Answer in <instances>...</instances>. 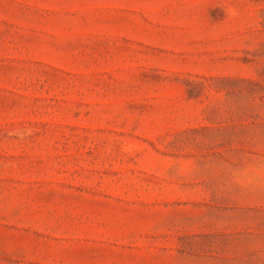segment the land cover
I'll list each match as a JSON object with an SVG mask.
<instances>
[{
    "label": "rangeland",
    "instance_id": "374dc122",
    "mask_svg": "<svg viewBox=\"0 0 264 264\" xmlns=\"http://www.w3.org/2000/svg\"><path fill=\"white\" fill-rule=\"evenodd\" d=\"M116 1L0 0V205L67 199L51 223L85 234L42 240L90 263L133 239L195 254L194 231H115L150 215L241 264L211 245L264 215V0Z\"/></svg>",
    "mask_w": 264,
    "mask_h": 264
},
{
    "label": "crops",
    "instance_id": "0c3cea01",
    "mask_svg": "<svg viewBox=\"0 0 264 264\" xmlns=\"http://www.w3.org/2000/svg\"><path fill=\"white\" fill-rule=\"evenodd\" d=\"M116 3L122 4V0L116 1ZM109 12H111L109 10ZM123 13V11H122ZM122 20V17H121ZM120 23V22H119ZM133 25L132 22H130ZM60 203L54 206H63L66 204L67 199H59ZM53 206L50 203H47ZM48 207L44 203H34L32 208L26 209L23 203H14L9 207L0 205V220L5 221L6 224H0V264H203L199 260H193L199 256L196 254L200 247L203 246L201 238V230L198 228L196 221L194 224L178 225L171 224L170 219L156 220L150 218V215L132 216L128 220H118L119 222H130L128 226H115V231L126 228L127 232H140V233H159V232H173V233H187L188 231H194V242L186 248L190 251H194L195 254L191 256V253H178L177 255H171L165 251L156 250L151 245H141L146 243L140 239H133L139 245L132 247L130 251H126L123 254V250L116 252L112 259H103L98 262H87L86 256H84V246H72V245H59V244H45L42 239L53 238L51 235H65L69 234L72 230L76 231L80 235H84L86 227L85 221L89 218H84L83 214L80 215L78 224L68 225L65 220L53 224L51 223L52 215H64L65 211L59 209L57 211L54 208ZM53 206V207H54ZM30 218H28V217ZM246 219L247 224H232L228 229H219L218 227H211L209 229L217 230L216 243L213 242L211 246L222 248L224 253L219 256L241 255L246 258L247 261L241 264H264V215L256 217V219ZM245 217V216H243ZM39 220L40 221H34ZM195 218V216H194ZM260 218V219H258ZM190 222L189 220H186ZM137 222L136 226L133 223ZM237 222V221H234ZM238 223V222H237ZM13 225V226H10ZM28 228H35L42 233L36 235L34 232L28 233ZM200 233V234H198ZM50 234V235H49ZM39 237V240L37 241ZM49 237V238H48ZM214 240V241H215ZM149 241V240H148ZM35 243H38L35 245ZM220 250V249H219ZM230 250L231 252H226ZM71 254H75L71 256ZM38 261H28L29 257H34ZM24 259V260H23ZM220 264H238L235 260L230 262H223Z\"/></svg>",
    "mask_w": 264,
    "mask_h": 264
}]
</instances>
